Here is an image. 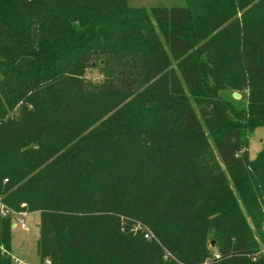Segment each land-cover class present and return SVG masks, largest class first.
Returning a JSON list of instances; mask_svg holds the SVG:
<instances>
[{"label":"trees","instance_id":"obj_1","mask_svg":"<svg viewBox=\"0 0 264 264\" xmlns=\"http://www.w3.org/2000/svg\"><path fill=\"white\" fill-rule=\"evenodd\" d=\"M0 71V198L40 212L41 264H264V0H0ZM12 239L0 215V264Z\"/></svg>","mask_w":264,"mask_h":264},{"label":"rangeland","instance_id":"obj_2","mask_svg":"<svg viewBox=\"0 0 264 264\" xmlns=\"http://www.w3.org/2000/svg\"><path fill=\"white\" fill-rule=\"evenodd\" d=\"M128 3L132 7H140L151 9L152 7H180L187 6V0H128ZM85 76L92 81L100 82L104 78V69L100 66L93 65L88 68ZM3 78V75L0 71V80ZM187 95L191 102L196 106V100L194 96L187 92ZM219 95L227 100L232 101L235 105L238 104L239 107H244L247 105V95L248 90L238 88H232L227 91H220ZM207 132V131H206ZM207 135L210 134L207 132ZM212 149L215 153L216 147L212 139H210ZM264 143V126L257 127L249 137V155L250 158L256 157L258 152L262 149ZM7 181V179H6ZM0 201L3 205V201L0 198ZM2 217H11L12 219V257L15 256L21 259L25 264H41L39 252H38V239L40 236L39 232V223L41 221V214L39 211L33 212H18L11 210V213L8 216ZM22 219L26 223L27 228H22L19 225V220ZM14 224H17L15 226ZM250 224L253 228L256 238H258V233L255 229L254 224L250 221ZM136 230V229H135ZM147 231L151 232L147 227ZM259 240V238H258ZM214 244V241L212 245ZM261 250L258 253L264 255V246L260 243ZM214 251H217L213 248Z\"/></svg>","mask_w":264,"mask_h":264},{"label":"built area","instance_id":"obj_3","mask_svg":"<svg viewBox=\"0 0 264 264\" xmlns=\"http://www.w3.org/2000/svg\"><path fill=\"white\" fill-rule=\"evenodd\" d=\"M0 213L3 215V216H8L10 214V209L6 206V205H3L0 201ZM19 225H21L22 228H27L26 226V223L24 222V220L20 219L19 220ZM15 226H17V224H14ZM145 237L147 238H151L152 235L151 233H146ZM218 255V254H217ZM50 260H46L45 264H50ZM13 264H25L21 259L13 256Z\"/></svg>","mask_w":264,"mask_h":264}]
</instances>
